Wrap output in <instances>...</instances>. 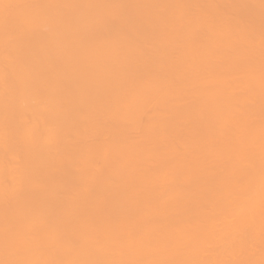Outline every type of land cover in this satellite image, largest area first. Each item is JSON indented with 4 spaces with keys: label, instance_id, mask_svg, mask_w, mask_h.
I'll return each instance as SVG.
<instances>
[{
    "label": "bare ground",
    "instance_id": "bare-ground-1",
    "mask_svg": "<svg viewBox=\"0 0 264 264\" xmlns=\"http://www.w3.org/2000/svg\"><path fill=\"white\" fill-rule=\"evenodd\" d=\"M223 1L0 0V264H264V0Z\"/></svg>",
    "mask_w": 264,
    "mask_h": 264
},
{
    "label": "rangeland",
    "instance_id": "rangeland-1",
    "mask_svg": "<svg viewBox=\"0 0 264 264\" xmlns=\"http://www.w3.org/2000/svg\"><path fill=\"white\" fill-rule=\"evenodd\" d=\"M207 1H208V0H207ZM211 1H213V0H210V2H211ZM228 1H230V0H224L223 3L226 2V5L231 6V5H229V2H228ZM232 1H233V0H231V2H230L231 4H232ZM253 1H254V0H253ZM227 2H228V3H227ZM255 2H256V1H255ZM255 2H251V4H253V3L256 4ZM258 2H259V1H258ZM258 2H257V3H258ZM249 4H250V3H249ZM251 4H250V6H251ZM126 5H127V4H122V5H121L122 8H123L124 10H125L126 7H128V6H126ZM223 5H225V4H223ZM125 6H126V7H125ZM248 6H249V5H248ZM128 9H129V7H128ZM128 9H127V10H128ZM247 12H248V11H247ZM42 21L45 22V21L42 19V20H41V23H42ZM251 23H252V22H251ZM251 23H250V24H251ZM262 23H264V22H262ZM42 25H44V23H42ZM42 25H39V26H41V27H39V29H40V30L42 29V32H43L44 30H43V28H42V27H43ZM203 25H205V24H203ZM203 25H202L201 27H204V28H205V26H203ZM219 25H220V22H219ZM253 25H255V24L252 23V26H253ZM261 25H262V24H261ZM261 25H258V26L261 27ZM223 26H224V25H223ZM263 26H264V24H263ZM263 26H262V27H263ZM219 27H220V26H219ZM221 27H222V24H221ZM224 27H225V26H224ZM248 27H249V28L246 29L247 31H245L244 34H247V32H250V33L252 32V34H253V31H256L255 28H254V26L252 27V29L254 28L253 31H252V30L248 31V30L251 28L250 25H249ZM255 27H256V26H255ZM37 28H38V27H37ZM222 28H223V27H222ZM230 28H231V27H228V29H227V28H226V29H227L228 32L233 33L234 31H232V30H234V28H233L232 30H231ZM263 28H264V27H263ZM243 29H245V28H243ZM256 29H257V27H256ZM260 29H261V30H260ZM260 29H257V30H258V31L260 30V31H262V32L264 31V30H262V28H260ZM40 30H38V31H40ZM222 30H224V28H223ZM236 31H237V30H236ZM239 31H240V30H239ZM239 31H237L236 33L238 34ZM242 31H243V30H242ZM256 32H257V31H256ZM256 32H255V33H256ZM236 33H235V34H236ZM250 33H249V34H250ZM255 33H254L253 35H255ZM259 33H261V32H259ZM240 34H241V33H240ZM242 34H243V32H242ZM242 34H241V35H242ZM249 34H247V35H249ZM44 36H45V38H44ZM242 36H243V35H242ZM41 38H43V39H41ZM46 38H47L46 34H43L42 36L40 35V37H38L39 41H41V40H42V41H45ZM103 39H104V38H103ZM106 39H107V38H106ZM138 49H139V50H138ZM140 50H141V51H140ZM142 50H143V51H142ZM134 51H136V52H134ZM144 51H145V52L147 51V48H145V46L142 47V49H141V47L136 48L135 50H133V52H134L133 56H135V55H137V54H138V55H139V54L141 55L142 52H143V54H144V53H145ZM137 52H139V53H137ZM242 52H244V51H241V53H242ZM245 52H246V50H245ZM247 52H249V51H247ZM135 53H136V54H135ZM241 53H240V56H242ZM246 54H247V53H246ZM244 55H245V53L243 54V56H244ZM263 61H264V60H262L261 63H262ZM258 62L260 63L259 58H258ZM258 62H257V65H258ZM149 65H150V64H149ZM149 65H141V66H143V68H144V67H146V66L148 67ZM247 65H248V64H247ZM250 65H251V68H252V66L255 67L256 63H255V64H249V66H250ZM263 65H264V64H262V65L259 64V66L261 67V68L259 67V69H258L257 66L255 67L256 69H258V72L255 71V74H257V73L259 74V72H260L261 74L263 73V71H264V66H263ZM230 66H232V65H230ZM249 66H246V67L243 66L241 69H242V70H243V69H244V70H249V68H247V67H249ZM139 68H141V67H139ZM251 68H250V69H251ZM141 69H142V68H141ZM260 69H261L262 72L260 71ZM252 70H253V68H252ZM251 72H253V71H251ZM256 72H257V73H256ZM253 74H254V73H253ZM60 75H61V76L63 75V77L61 78ZM60 75H59L60 77L58 76V78H59L58 81L61 79V82L59 81V84L61 83V84H60V89L63 88V85L65 86V87H64L65 89H62L60 92L64 94L65 92L67 93V90L70 89L69 87H67V86H68V84H67L68 82L66 83V81H65V79H64L65 77H67L68 74L63 73V74H60ZM64 75H65V77H64ZM189 75H190V73H189ZM189 75L186 73V76H184V77L187 78ZM154 76H155V78H156V75H153V74H152V76H151V74H150V76H149V74H148V77H149V78H153V79H154ZM145 77H146V76H145ZM185 78H184V79H185ZM62 79H63V80H62ZM184 79H183V81H179V84H178L179 87H180V82H182L181 85H183V87H184L185 83L187 84V80L190 81V82H191V80H193V78L190 79V77H188V79H185V80H184ZM63 81H65V83L62 85V82H63ZM183 82H184V83H183ZM78 83L81 85V82H80V81H79ZM65 84H67V85H65ZM187 85H189V84H187ZM81 86L83 87L84 84H82ZM185 86H186V85H185ZM186 87H187V86H186ZM177 88H178V86H177ZM181 88H182V87H181ZM63 90H65V91L62 92ZM236 92H237V91H236ZM66 93H65V94H66ZM238 93H239V95H240V91H239ZM241 94H242V92H241ZM237 96H238V95H237ZM242 96H243V95H242ZM151 98H153L152 100L154 101V97H151V96H150V100H148V99H149V96H147V99H145V102H143V104H146V105H147V107H146V105H145L144 109L149 108V109H147V110H144V109H143L145 113H144L143 111H141V112H143V113H142L143 116H147V113H146V112H149V113H150V115H149V113H148L149 116H151V115L154 114V113L152 114V112H150V106H151V105L148 104V102H147V101L151 102ZM212 99H213V98H212ZM146 100H147V101H146ZM214 100H215V99H214ZM239 100H241V98H239ZM242 100H244V98H243ZM245 100H246V99H245ZM182 102H183V101H182ZM185 102H186V101H184V103H185ZM213 102H214V101H213ZM238 102H239V101H238ZM180 103H181V102H180ZM184 103H183V104H184ZM154 108H155V107H154ZM151 109H152L153 112L155 111V110L153 109V105H152V108H151ZM188 111H189V110H188ZM181 112H182V111H181ZM183 112H185V113H183V114L181 113V115H178L180 112H177L178 114H177V113H174V114L172 113L173 115H169V114H168V115L170 116L169 118H172V117L176 114L174 117L178 116V118H176L177 120L180 118V116H181V117H182V116H185V117L183 118V120H184L185 118H188L189 115L186 116L187 109L184 110ZM189 112H190V111H189ZM144 114H145V115H144ZM168 115H167V116L164 115V116L168 118ZM190 115L192 116L193 113L190 114ZM171 116H172V117H171ZM83 117H84V116H83ZM165 117H163L162 122H163V121L165 122V119H166ZM192 117H193V116H192ZM81 118H82V116H81V117H80V116L77 117V119H76L77 121H76V122H74V121H73V122H72V121H69V120H71V119H69V120L66 119L64 122H61V123H60L61 125L59 124V126H57V128H58V129H59V128H65V127H67V125H65V123L68 124V126H69V122H71V123H70V126H71L72 124H75V123L79 122L78 120L81 119ZM190 118H191V117H190ZM235 118H236V117H235ZM174 119H175V118H174ZM172 120H173V118H172ZM181 120H182V118L180 119V121H181ZM166 121H167V120H166ZM171 122H172V121H171ZM173 122H174V123H178L179 121H175V120H174ZM62 123H63L64 125H62ZM61 126H62V127H61ZM64 126H65V127H64ZM57 128H55V129L57 130ZM137 128L140 129V127H137ZM137 128H135V129H137ZM135 129H134V130H135ZM140 130H141V131H139V132L142 133V132H143V131H142V128H141ZM165 130H166V132L168 133L167 136H171V135H172V132H170V131H169V132H170L171 135L169 134L167 128H166ZM131 131H133V130H131ZM131 131H130L129 133H131ZM136 131H137V130H136ZM137 132H138V131H137ZM109 133H110V130H108L107 132H105V133L102 134V135H103V136H102V141H101V137H100L101 134L99 135L98 133H97V135L94 134L95 137H94V135H93L92 138H91L90 136H88V141H89V139L91 138V139H93V140H95V141H96V140H100V141L103 143V141H104L105 138L108 140V138H109V137H108V136H109ZM129 133H128V134H129ZM135 133H136V132H134V131L131 133V136L134 134V135H133V136H134L133 138L129 135L131 138L128 139V138H129V136H128V138H127L128 141L131 140L132 143H133V142L135 143V141H138V137H139V138H142L141 133H139V135H138V133H137V134H135ZM107 134H108V135H107ZM128 134H127V135H128ZM214 134L216 135V139L218 140V133H217L216 131H214V132H212L211 134H207V135H206V138H205L206 141L215 144L217 140L215 139V135H214ZM219 134H220V133H219ZM105 135H107V137H106ZM164 135H165V134H164ZM184 135H185V134H184ZM96 136H97V138H96ZM98 136H99V137H98ZM140 136H141V137H140ZM144 136H145V135H144V133H143V137H144ZM209 136H210V137H209ZM126 137H127V136H126ZM135 137H136V138H135ZM189 137H190V136H189ZM208 137H209V138H208ZM59 139L61 140L60 137H59V138H56L57 141H59ZM127 139L125 138V140H127ZM133 139H134V141H133ZM142 139H145V137L142 138ZM180 139H182L183 142L185 143L186 138H181V137H180ZM184 139H185V140H184ZM190 139H191V137H190ZM190 139H189V141H190ZM209 139H210V140H209ZM214 139H215V140H214ZM86 140H87V138H86ZM86 140H85V141H86ZM125 140H124V141H125ZM139 140H140V139H139ZM88 141H87V143H88ZM90 141H91V140H90ZM90 141H89V142H90ZM100 141H98V142H100ZM131 141H129V142L125 141V143H126V144H127V143H131ZM186 141H188V136H187V140H186ZM93 142H94V141H93ZM105 142H106V140L104 141L103 144H106ZM190 142H191V141H190ZM190 142H189V143H190ZM123 143H124V142H123ZM125 143H124V146H126ZM186 143H187V142H186ZM122 145H123V144H122ZM191 153H192V155L194 156L193 151H190L189 154H191ZM189 158H191L190 155H189ZM58 169L61 170V169H63V168H62V167H58ZM56 170H57V169H56ZM57 171H58V170H57ZM41 183H42V182H41ZM41 183H40V185H41ZM40 185H39V186H40ZM40 188H42V187H40ZM42 192H43V191H42ZM42 192L39 191L40 194H38V197H40V198H42V197L45 198V195L42 194ZM57 192H58V191H57ZM57 192H56V193H57ZM60 192H61V194L63 193V191H60ZM44 193H45V192H44ZM58 193H59V192H58ZM59 194H60V193H59ZM59 194H58V195H59ZM40 195H41V196H40ZM103 195H104V194H102V196H103ZM61 196H62V195H61ZM93 197H94V200H93V201H96V200H98V197L100 198L101 196H100V195H97V196H94V195H93ZM101 198H102V197H101ZM101 198H100V200H101ZM92 199H93V198H92ZM95 199H96V200H95ZM31 202H32V203H31ZM26 203H27V202H26ZM26 203L23 205L22 209L24 208L25 205H29V203H31V204L28 206V208H29V207L32 208V205L34 206L33 201H28V204H26ZM25 208H26V210H27V207H26V206H25ZM25 208H24V210H25ZM31 208H30V210H31ZM30 210H28V211H30ZM24 212H25V211H24ZM26 212H27V211H26Z\"/></svg>",
    "mask_w": 264,
    "mask_h": 264
}]
</instances>
